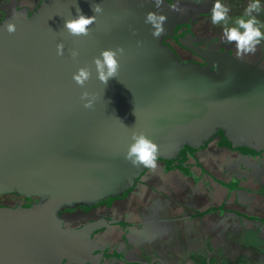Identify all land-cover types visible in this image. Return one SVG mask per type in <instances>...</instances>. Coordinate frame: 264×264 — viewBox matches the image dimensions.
<instances>
[{"label":"water","instance_id":"95a60500","mask_svg":"<svg viewBox=\"0 0 264 264\" xmlns=\"http://www.w3.org/2000/svg\"><path fill=\"white\" fill-rule=\"evenodd\" d=\"M27 1L18 0L22 4L4 11L0 20V196L39 201L30 207L0 206V264H101L107 246L92 234L118 222L74 229L65 227L59 214L121 197L146 177L150 169L125 159L134 133L152 140L163 163L173 162L185 172L195 166L190 175L202 166L192 155L180 163L185 147L202 152L209 146L244 147L258 153L264 169V62L238 59L225 47L199 48L194 30L211 13L206 5L163 0L157 9L154 0H39L29 14ZM92 3L100 4L103 13L87 35L69 34L65 21L76 16L77 7L94 15ZM149 12L167 17L158 38L144 22ZM8 24L16 26L15 33L7 31ZM177 35L178 47L202 62L180 60L167 43ZM59 44L63 55L57 54ZM117 49L123 50L118 74L104 85L93 61L102 51ZM80 68L91 73L84 87L73 80ZM85 91L96 97L91 109L80 99ZM244 157L255 158L243 155L246 166L258 165ZM231 161L221 158L220 166L228 170ZM238 166L254 179L255 192L228 184L224 205L247 209L264 186L254 171ZM229 212L228 220L239 221L242 231H257L264 241L260 219L249 226L245 213ZM131 239L124 237L126 249L114 264H166L164 259L149 262L153 241L146 239L142 246ZM136 248L145 253V262L129 259Z\"/></svg>","mask_w":264,"mask_h":264},{"label":"flooded vegetation","instance_id":"af4514ba","mask_svg":"<svg viewBox=\"0 0 264 264\" xmlns=\"http://www.w3.org/2000/svg\"><path fill=\"white\" fill-rule=\"evenodd\" d=\"M38 1L39 0L27 1L28 7L30 8L28 10L29 14H31L36 8L35 4L38 3ZM167 1L170 3L185 1L206 5L209 11H211L212 5L215 2V0ZM223 2L228 6L232 5L233 0H223ZM17 3H19L18 0H12L9 3L0 0V9H2L0 10V20L4 16V11H10ZM21 4L22 3L20 2L17 6H20ZM203 21V24H198V31L197 29L194 30L197 38L200 39H198L199 42H201L199 48L205 50L214 45L216 49L225 47L224 49L230 50L236 54L234 45L224 42L222 38V28L220 29L221 31L217 33H214L211 30L214 24H211L210 15L204 16ZM183 30H185L184 34L189 33L188 27H184ZM179 37L180 36L177 35L174 39L167 40V43L175 49L180 60L186 63L191 61L202 62V60L197 55L195 56L192 51L183 49L180 46V48L178 47L177 42L180 39ZM217 40L219 42H217ZM244 57H247L251 61L259 62V59H261L260 62H264V41H261V43L257 45L254 53L248 54ZM223 141L224 140L222 139V143ZM208 144L209 143H207V145ZM227 147L229 148V151L209 146V149L203 152L202 150L196 151L192 148L185 147L183 153L180 155L182 158L180 163L187 161V155L195 156V158L199 160V164L202 166L201 170H195L196 174L190 175L191 171L194 172L193 169L195 166H191L190 170L185 172L181 166H172L173 162L169 161L163 163L158 160V168L155 170H148L146 177L137 179L135 185L123 196L111 198L90 208L83 205H75L61 210L59 216L64 222L65 227L74 229L87 226H90L92 229L97 227L101 228L106 225V222H108L109 219L118 222L113 228H110L106 232L101 233L103 230L96 229L92 234L97 237V243H101L103 247L107 246V249H105L106 255L101 264H114L115 257H122L121 253L126 249L124 237L127 235L129 236V239L132 238L130 241L133 242L134 245H140V243H142V246H144V241L147 239L146 233L138 234L136 231H138L139 228L147 229L148 225H150V227L153 226V230L157 233L167 231V233L170 234L165 243L161 244V247L157 245L155 241L150 242L153 248H150L149 252H153V255L151 258H148L149 262L155 261V259H164L166 264H170V262L178 264V257L174 255V247H172V245H174V243L177 242V239H179V231H181L183 236L186 237L188 230H191L192 232L199 230L202 232V229L205 227L208 231V236H198L195 234L196 238L194 239V242L202 237L201 240L205 244L204 247L206 251L208 248L211 249L215 246L219 247L216 243L225 245L224 243L226 242L224 241L228 236H231L233 239H239L243 227H240L241 224L238 226L233 222L236 220L230 219V224L227 229L224 228L222 224L219 225V228H217V226L208 228L204 225H211L210 220L203 221L202 219L208 211L211 212L218 209V212H223L219 209H224L225 216L227 212V215L231 216L229 211H235L241 215L245 213V217L248 219L250 218L251 220L249 222L243 221L245 224L253 226L256 218V220L260 219L264 224L263 189H259L260 193L255 194L254 201H251L252 204L250 203V208L235 207L234 204L224 205L225 197L227 195L225 189L228 184L235 188L237 186L250 189L256 188L257 184H253L252 182L254 179L244 176L243 174L246 175L247 172L242 167L238 166V164H243L245 167L254 171L256 175H258L257 180L261 183H259V185L264 186V169L259 165L258 160L255 158L258 156V153L256 154L254 151L244 147L237 148L236 150H231L229 146ZM206 148H208V146ZM200 152L202 153L199 155L198 153ZM243 155L253 156L255 159L244 158L250 160L253 164L258 163V165L246 166L249 165V162H242L240 160L243 158ZM260 155L261 158L264 157V152ZM221 158L232 160V167L228 170H224L223 167L220 166ZM192 162L193 160L191 159L189 164ZM208 187H211L212 191H208ZM253 191L255 192V190ZM13 199H15V201H12ZM38 201L39 200L35 198L27 200L16 195L0 196V206L9 205L30 207ZM11 202H14L15 204H12ZM186 209H188V213L185 215ZM219 220L220 219L217 218L214 222ZM136 237L141 240H138ZM93 241L95 242L96 239H93ZM113 244H115V246H113ZM231 245L234 248V251L226 258L237 257L239 255L242 256L243 254L245 257H254L255 259H258L259 255L262 254L259 251L258 253L254 252L255 255L251 256L243 253L237 242H231ZM109 246L113 249L112 253H110ZM165 251H168V254L171 253L168 257L169 259L163 257V252ZM144 255L145 253L142 252V250L136 248L132 250L129 259L132 261L142 260L145 262V259H143ZM221 256L225 258V248L223 249ZM221 256L217 254L216 250L215 252L208 251V253H205L206 259H210L211 257L220 258ZM97 261L99 262V259H97ZM156 264L161 263L159 262Z\"/></svg>","mask_w":264,"mask_h":264},{"label":"clouds","instance_id":"9594fccd","mask_svg":"<svg viewBox=\"0 0 264 264\" xmlns=\"http://www.w3.org/2000/svg\"><path fill=\"white\" fill-rule=\"evenodd\" d=\"M155 7L159 9L162 6L163 0H154ZM91 9L94 13L92 16L82 14L77 7V14L74 18L65 21L64 28L69 34L75 37L87 35L90 26L95 22L98 15L103 13V8L98 3H92ZM229 7L223 0H215L212 5L210 18L214 25H223L222 38L224 42L234 45L236 56L242 59L244 56L254 53L257 45L264 41V22L258 18L264 11V0H249L244 12L241 16L235 18L231 25L229 20ZM167 17L158 14L157 12H149L145 16V24L150 25L152 35L159 37L164 31V24ZM7 31L15 33L16 26L14 24L7 25ZM123 52L122 49L104 50L100 53L93 62L95 64L97 79L107 84L110 78L116 77L119 70L118 56ZM57 54L63 55V45H57ZM79 53L72 52V57L75 59ZM91 73L87 68H80L77 74H74L73 80L80 87H84L89 80ZM83 107L91 109L96 97L85 91L81 95ZM132 143L128 146L125 159L133 166H143L148 169L158 168V149L157 146L143 133H134L131 137Z\"/></svg>","mask_w":264,"mask_h":264},{"label":"crops","instance_id":"0c3cea01","mask_svg":"<svg viewBox=\"0 0 264 264\" xmlns=\"http://www.w3.org/2000/svg\"><path fill=\"white\" fill-rule=\"evenodd\" d=\"M231 1V0H228ZM249 0H233L232 5H228L230 11H229V20L230 24L235 20V18L241 16L244 12V9L246 8ZM232 12V13H231ZM261 22H264V11L261 12V14L258 17ZM263 42V41H262ZM218 210V209H217ZM217 210L208 211L204 217H202L203 221L210 220L211 225H204L208 228H213L214 226H217L219 228V225L222 224L224 228H228L230 224V219L228 220V215L226 213V216L224 215V209H219L223 212H218ZM200 216V215H199ZM232 216V215H231ZM180 218V217H179ZM220 219L219 221L214 222L215 220ZM233 221V220H232ZM235 224L239 225V221H233ZM150 224V223H149ZM153 224V223H151ZM240 226V225H239ZM250 228V227H249ZM225 229V230H226ZM146 237L148 240L155 241L157 245L161 247L162 243H165V241L168 239L169 235L167 231H161V232H155L153 230V226L150 227V225L147 226L146 229ZM188 234L186 237L183 236L182 232L179 231V239H177V242L172 245L174 255L178 257V264H264V241L260 238L259 240V234L257 231H241L239 235V239H233L231 236H228L227 239L224 241L225 245H222L221 243H216L219 247H214L211 249H205L204 242L201 240V238H198L195 242L194 239L195 234L198 236L205 235L208 236V231L204 227L201 231L192 232L191 230L187 231ZM243 235V236H241ZM184 240V241H183ZM264 240V239H263ZM231 242H237L240 246V249L243 251V253H246L248 255L254 256L255 253H258L259 251L262 253L259 255L258 259H255L254 257L248 258L245 257L243 254L242 256L237 257H228V255L232 254L234 251V248L231 245ZM258 242V243H257ZM215 244V245H216ZM222 245V246H220ZM207 248V246H206ZM225 248V258H223L222 252ZM217 252L220 258L211 257L210 259L205 258V253L209 252ZM255 252V253H254ZM170 254H168V251L163 252V257H166L169 259ZM170 264H176L175 262H170Z\"/></svg>","mask_w":264,"mask_h":264},{"label":"rangeland","instance_id":"374dc122","mask_svg":"<svg viewBox=\"0 0 264 264\" xmlns=\"http://www.w3.org/2000/svg\"><path fill=\"white\" fill-rule=\"evenodd\" d=\"M229 20H231V19H229ZM228 20V24L229 25H231L230 24V21ZM204 23V21H203V19L200 21V23L199 24H203ZM211 24H212V22H211ZM223 29V25L222 24H220V25H214L213 26V28L211 29L214 33H217V32H220L221 30L220 29ZM12 201H15V199H13ZM12 204L14 203V202H11ZM15 204V203H14Z\"/></svg>","mask_w":264,"mask_h":264}]
</instances>
